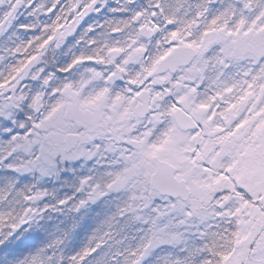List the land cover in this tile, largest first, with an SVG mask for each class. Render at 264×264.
I'll list each match as a JSON object with an SVG mask.
<instances>
[{
	"label": "snow or ice",
	"instance_id": "obj_1",
	"mask_svg": "<svg viewBox=\"0 0 264 264\" xmlns=\"http://www.w3.org/2000/svg\"><path fill=\"white\" fill-rule=\"evenodd\" d=\"M0 264H264V0H0Z\"/></svg>",
	"mask_w": 264,
	"mask_h": 264
}]
</instances>
